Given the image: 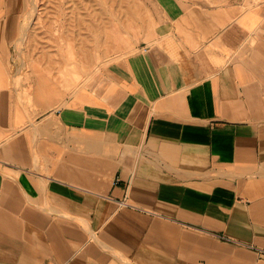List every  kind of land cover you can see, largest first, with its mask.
<instances>
[{
    "label": "crops",
    "instance_id": "obj_1",
    "mask_svg": "<svg viewBox=\"0 0 264 264\" xmlns=\"http://www.w3.org/2000/svg\"><path fill=\"white\" fill-rule=\"evenodd\" d=\"M158 4L71 94L0 85V264H264V0Z\"/></svg>",
    "mask_w": 264,
    "mask_h": 264
},
{
    "label": "rangeland",
    "instance_id": "obj_2",
    "mask_svg": "<svg viewBox=\"0 0 264 264\" xmlns=\"http://www.w3.org/2000/svg\"><path fill=\"white\" fill-rule=\"evenodd\" d=\"M6 1L9 8L0 16L21 11L13 16L12 25L1 23L0 32L6 26L22 27L17 40L10 30L11 54L6 58L10 72L0 61V85L18 80L15 84L22 102L37 107L51 101L61 89L71 94L91 72L141 42H149L158 21L166 15L159 0H36L34 16L28 18L32 0ZM3 2L0 0V12ZM23 22L29 25L26 29Z\"/></svg>",
    "mask_w": 264,
    "mask_h": 264
},
{
    "label": "bare ground",
    "instance_id": "obj_3",
    "mask_svg": "<svg viewBox=\"0 0 264 264\" xmlns=\"http://www.w3.org/2000/svg\"><path fill=\"white\" fill-rule=\"evenodd\" d=\"M32 2H33V7H32V9H31V11H30V15H29V17L28 18H32V16H34V13H35V11H36V0H32ZM28 22V21H27ZM24 23V25L23 26H25V29L27 28V26H29V25H25V22H23ZM22 23V24H23ZM22 27V26H21ZM23 32H24V30H23ZM26 35L24 34L23 36H21L22 38H24ZM18 80H16V79H13V81L12 82H14V83H16Z\"/></svg>",
    "mask_w": 264,
    "mask_h": 264
},
{
    "label": "built area",
    "instance_id": "obj_4",
    "mask_svg": "<svg viewBox=\"0 0 264 264\" xmlns=\"http://www.w3.org/2000/svg\"><path fill=\"white\" fill-rule=\"evenodd\" d=\"M121 203H126L125 199L121 201ZM262 253L264 252V250H260Z\"/></svg>",
    "mask_w": 264,
    "mask_h": 264
}]
</instances>
